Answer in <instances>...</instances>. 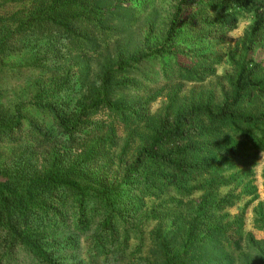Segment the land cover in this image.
<instances>
[{
    "label": "trees",
    "instance_id": "obj_1",
    "mask_svg": "<svg viewBox=\"0 0 264 264\" xmlns=\"http://www.w3.org/2000/svg\"><path fill=\"white\" fill-rule=\"evenodd\" d=\"M137 12L132 0H0V72L42 41L59 46L31 67L61 66L31 99L0 104V264H82L61 254L75 247L57 237L68 230L89 235L91 264H264V238L217 217L244 195L229 169L264 152V0H180L151 51L155 15L144 35ZM247 12L254 26L218 52ZM223 62L218 99L183 93Z\"/></svg>",
    "mask_w": 264,
    "mask_h": 264
},
{
    "label": "rangeland",
    "instance_id": "obj_2",
    "mask_svg": "<svg viewBox=\"0 0 264 264\" xmlns=\"http://www.w3.org/2000/svg\"><path fill=\"white\" fill-rule=\"evenodd\" d=\"M180 0H132V3L138 6L137 15L141 17V26L143 27L144 35L148 34V27L146 23V18L149 14L155 15V27L150 32V38L148 39L147 48L149 51L156 46L161 45L163 41V24L170 19L175 6ZM114 4V2H110ZM111 5V4H110ZM108 5L107 7H109ZM123 17V13L120 12ZM235 24L233 22L229 28ZM228 28V29H229ZM227 29V30H228ZM243 38L231 41L225 34L218 37V42L214 47L218 52H226L229 48L234 47ZM56 46L49 45L47 41H42L38 44H31L28 48L21 54L17 56L10 57L4 61L6 67L0 72V104L5 107H12L20 102L27 101L37 92L39 87L40 79L44 76H50L54 71L61 70V66L53 65L52 68L44 67H31L32 62L36 58L39 50L42 53H47L52 51ZM61 46L66 47V43H62ZM67 60L64 61V64ZM63 65V64H62ZM149 69H157L156 67H151ZM231 66L228 62H223L217 66L216 75L202 83L188 84L183 93H188L191 88H195L197 92L200 91H213L215 92L216 99L220 97V81L221 76L226 72L230 71ZM54 70V71H53ZM165 84L162 79H155V81H150L147 83L146 91L149 93L157 91ZM76 92L74 93H63V97L71 101V110L75 109L79 99L81 98L82 84L76 81ZM145 98V97H144ZM166 101L164 96L159 97L156 102L152 105L151 109L155 111L156 109H161L163 103ZM35 115L45 121L48 127L52 126V119L49 115L36 112ZM262 153V152H261ZM261 153L257 157L251 152H247L246 155L249 156L248 162H253L249 166H240L238 164L232 165L227 174L239 173L241 180L236 187V193H244L242 198L238 200L233 206L225 209L224 212L218 213L217 217H224L225 223H230V230H235L233 228V223L235 221H241L243 234L252 233L257 239L264 238V167H254V165L261 159ZM236 182L233 184L232 188L235 187ZM228 190V189H225ZM223 193H226V191ZM221 193V194H223ZM199 194V193H198ZM199 196V195H197ZM250 202L249 206L246 207V203ZM89 235L80 236L74 234L73 231H62L59 232L57 237L63 241L67 238L75 237L73 243L75 247L72 249H62V255H70L72 261H81L82 264H91L89 256V251L92 246V242L87 239ZM87 239V240H86ZM239 255H234L237 259ZM23 258L25 256L23 255ZM113 259V258H112ZM25 260H28L25 258ZM98 264H102V257L96 260ZM25 262V261H24ZM236 264H238L236 262Z\"/></svg>",
    "mask_w": 264,
    "mask_h": 264
},
{
    "label": "clouds",
    "instance_id": "obj_3",
    "mask_svg": "<svg viewBox=\"0 0 264 264\" xmlns=\"http://www.w3.org/2000/svg\"><path fill=\"white\" fill-rule=\"evenodd\" d=\"M235 24H233L226 33L231 41H236L244 37L255 24V15L253 12L241 13L235 18ZM254 167H264V152L261 153V159L257 161Z\"/></svg>",
    "mask_w": 264,
    "mask_h": 264
}]
</instances>
